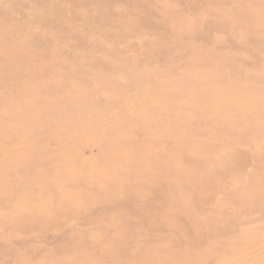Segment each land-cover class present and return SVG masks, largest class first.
Segmentation results:
<instances>
[{
	"label": "rangeland",
	"instance_id": "374dc122",
	"mask_svg": "<svg viewBox=\"0 0 264 264\" xmlns=\"http://www.w3.org/2000/svg\"><path fill=\"white\" fill-rule=\"evenodd\" d=\"M0 264H264V0H0Z\"/></svg>",
	"mask_w": 264,
	"mask_h": 264
}]
</instances>
